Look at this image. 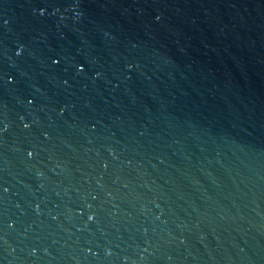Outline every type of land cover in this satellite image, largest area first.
I'll return each mask as SVG.
<instances>
[{"label":"water","instance_id":"obj_1","mask_svg":"<svg viewBox=\"0 0 264 264\" xmlns=\"http://www.w3.org/2000/svg\"><path fill=\"white\" fill-rule=\"evenodd\" d=\"M0 264H264V0H0Z\"/></svg>","mask_w":264,"mask_h":264}]
</instances>
